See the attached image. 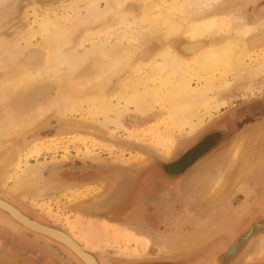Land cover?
Returning a JSON list of instances; mask_svg holds the SVG:
<instances>
[{
  "label": "rangeland",
  "instance_id": "374dc122",
  "mask_svg": "<svg viewBox=\"0 0 264 264\" xmlns=\"http://www.w3.org/2000/svg\"><path fill=\"white\" fill-rule=\"evenodd\" d=\"M88 1L7 0L4 4L1 1L0 39L5 38L9 42L20 41V45L21 47L23 46L22 48L25 52L21 60L22 63L26 64L30 58L35 56L34 54H44L46 50L45 45L42 44L43 39L40 37L35 38L26 47L22 38L24 34L28 30L37 29V25L44 20L54 21L63 17V19H60V22L66 23L69 21V18L76 16L75 10L79 8L82 9V11L80 10V14H84L83 7H85ZM101 1V8L103 9L106 6L105 4L110 0ZM182 2L183 0L129 1L125 4L122 11L115 16V24L117 22L119 28V34L117 36L120 35V39L117 36V38L115 36L113 38L112 36H108V41L111 40L110 44L112 47H120L122 43L127 44L129 40H132L135 46L134 41L142 38V34L137 30L146 26L137 25L144 22L145 17L150 21L157 17V14L163 9H169L172 6L177 7ZM216 10L211 14H218L219 17L229 19L230 17L242 15V17H246L245 20L248 23L264 20V0H230L222 3ZM123 16L125 19H122ZM177 16H180V14ZM63 20L66 22H63ZM127 21L131 22L130 24H134L137 28L135 27V30L132 28L129 31L126 30L128 26ZM98 26V24H92L88 27L79 26L74 31L72 44L70 47L65 48L64 51L67 53L74 49L83 52L86 48H91V43L97 41V44L102 39L105 40L103 37H95V40L94 38H85L87 33L98 30L100 27ZM125 26L126 28H124ZM228 32V29L223 28L222 32L218 33L217 38H220V36H228ZM148 35H152V33ZM261 35L251 39L253 43H256H254L255 50L257 51V54L254 55L255 59L264 55V41L260 40ZM158 39L163 41L160 36H158ZM85 40L86 43L83 44ZM156 40L154 38V41ZM139 43L142 46L141 48H144L142 51L144 53V44L142 41ZM0 52L3 51L0 50ZM96 61L95 55H89L83 65L80 63L82 67L80 73L75 74L71 80L76 84H80L94 77ZM250 62L251 60L248 61V63ZM64 70L62 71L63 77L54 78L51 76L42 79V81L34 84L22 98L24 99L23 101H26L24 103L26 107H22L24 111H20L21 113L35 110L43 105L47 107V114L43 118L44 122L42 121L34 130H31L32 132H26L19 137L3 138L0 141V158L2 157L1 159H3L0 163V198L23 211L28 217L38 221L40 224L42 223L66 232L97 258L106 259L108 264H110L109 261L112 262L120 259L118 257H135L133 254L136 248L135 243L128 237L139 238L144 241L147 240L146 251L140 253L144 256L150 252L147 251L149 247L154 245L153 241L151 243L149 240H153V236L139 235L124 226H116L114 227L116 229L115 237L106 238L107 235L100 226L104 221L99 220L101 218L98 216L106 214V211L102 210L103 205L111 201V196L115 193V188L119 185L120 178L127 179L137 170L147 168L156 162L159 165H167L165 163L178 159L186 151L190 143L206 129L212 127L218 120L225 118V116L227 117L228 114L233 113L243 105L263 101L264 77L250 84L247 83V80L235 84L233 93L225 97L229 102L228 105L219 108V110H213V120L208 121L206 126L198 133L190 136L177 129H172L169 121L166 120L167 116L164 110L158 106L143 116L132 109L127 113H123L121 116L123 128L120 129L115 125L107 124V122L103 124L102 121L104 122V119L102 118L88 115L84 111L87 109L86 105L78 113H73L68 109L67 112L64 110L63 113V110H60L61 105H58L60 103L57 101V98L66 88L70 79V76L65 74ZM127 71H130L128 67L119 76L111 79L110 83H108L109 87L107 92L112 93L117 89L120 80L127 76ZM220 73H215V76L219 77L221 75ZM1 76L2 73L0 72ZM192 82L194 88H198L202 84V81L195 79V77H193ZM241 85L243 89L238 92ZM43 90H46V92L43 93ZM37 95H39V98H37ZM56 101L57 103H55ZM204 111L206 110L202 111L203 114L206 113ZM17 114H19V111ZM44 123H58L64 125L65 128L60 132L49 130L41 133L39 136L34 135L36 129ZM239 140H242V142ZM249 140L250 137H239L233 144L232 152L243 142H247L248 144L243 146V148L246 149L244 153H249V150H252L250 149L252 143ZM230 155L224 158V162H222L224 165L219 163L221 165L217 167L219 170H222V167L226 165ZM36 160L44 162L47 165L43 169H40L38 177L32 181V185H30L31 183L22 186L20 184L18 187H15V180H17L20 174L19 170L15 168V165L19 161L21 167L26 162L36 164ZM201 171L202 174L204 171ZM262 171L263 174L261 173ZM201 174H198L200 180L202 178ZM258 181L261 184L264 183V168L256 174L251 183L258 184ZM111 183H114L113 187ZM250 184L245 190L249 195L250 193L252 194L250 192ZM251 197L252 195H250ZM210 205L220 206V204L216 203ZM229 207L226 206L228 210L225 212L227 219L224 221L228 224L225 225L223 223L222 227L229 226L232 220L236 219V215H239V232L229 242V245H233L236 241H239L237 249L234 253L230 254L227 253L228 250H225L223 253L217 254L215 259H213L215 255V250H213L206 254L204 259H206V262L213 259L210 264H264V204H261V206H253L250 200L242 201L234 208L230 205ZM253 213L255 214L253 215ZM1 218L19 224L0 210V230H3L2 228L5 227L8 228L9 226ZM226 229H228V235L223 238L224 242L226 238L227 240L231 239L235 233L231 232V228L229 227H226ZM13 232L14 235L25 238L30 237L35 239L36 236H41L39 244L50 251H54V248H57V246L65 248L63 245L32 232L25 227H22L20 230L15 228ZM80 241L90 244L91 249H87ZM4 256V254L0 253V258Z\"/></svg>",
  "mask_w": 264,
  "mask_h": 264
},
{
  "label": "bare ground",
  "instance_id": "6f19581e",
  "mask_svg": "<svg viewBox=\"0 0 264 264\" xmlns=\"http://www.w3.org/2000/svg\"><path fill=\"white\" fill-rule=\"evenodd\" d=\"M1 1L3 4L7 2V0ZM129 1L131 0H110L102 9L101 0H89L83 7L85 13L80 14L82 11L80 8L74 9L76 16L69 18L68 22L63 20L66 23L60 22L63 17L54 21L40 22L37 29L28 30L21 37L26 47L35 38L40 37L43 39L42 44L45 45L46 51L44 54L32 55L33 57L26 64L21 60L25 52L20 41L9 42L5 38L0 39V50L3 51L0 52V72L2 73L0 77V141L3 138L19 137L41 124L47 114V107L43 105L35 110L21 113L20 111H24L22 107H26L24 105L26 101H23L22 98L34 84L42 79L51 76L54 78L63 77L64 69V73L68 74L70 79L66 88L57 98L61 108L55 104L61 111L63 110V113L64 110L78 113L86 105L87 109L84 111L88 115L102 118L104 119L103 124L107 122V124L115 125L120 129L123 128L121 117L123 113L132 109L143 116L158 106L164 110L167 116L166 120L169 121L172 129H177L190 136L198 133L208 121L213 120V110H219V108L228 105L229 102L225 97L233 93L235 84L244 80L250 84L264 77V55L258 59L254 58L257 51L254 47L255 42L253 43L251 40L262 34L260 40L264 41V20L248 23L245 20L246 17H242V15L229 19L219 17L218 14H211L222 3L230 0H183L177 7L163 9L157 14V17L150 21L145 17L144 22L137 25L146 26L138 28L137 31L142 34V38L134 41L135 46L132 40H129L127 44L122 43L120 47H112L108 36L113 38L119 34L115 16ZM178 13L181 17L177 16ZM122 19L125 17L123 16ZM68 23L69 25H67ZM130 23H127V28L124 27L128 31L130 28L136 27ZM92 24H98L100 27L98 26L99 28L95 32L87 33L85 38H94L95 40V37H103L105 40L102 39L97 44V41L91 43V48H86L83 52L72 49L66 53L64 49L72 44L75 29L79 26L88 27ZM223 28L228 29V36L217 38ZM149 33L152 35H148ZM158 36L162 37L163 41H160ZM117 37L120 39V35ZM154 38L157 40L154 41ZM140 41L144 44V53ZM84 43L86 40L83 41ZM149 54L151 55L148 56ZM89 55H95L97 59L95 75L76 84L71 78L80 73L81 64L83 65ZM249 60H251L250 63H248ZM127 67L130 71H127V76L120 80L118 87L116 86L117 89L112 93L107 92L111 79L126 71ZM219 72L221 75L215 76V73ZM193 77L202 81L200 87H193ZM242 89L241 85L238 92ZM45 92L46 90H43V93ZM40 94L42 95V93ZM37 96L39 98V95ZM203 110H206L205 114L202 113ZM18 111L19 114H17ZM47 111L49 110L47 109ZM61 111L60 113H62ZM252 134L251 137L249 135V142L252 143L250 149L252 150H249V153H244L246 149L243 146L248 143H240L241 145L231 152L222 170L217 168L221 166L219 163L224 162V157L220 155L222 153H218L206 162L201 180L194 183L196 187L194 190L199 196L197 199H204L209 204L216 203L220 204L222 208H226V205H229L227 199L233 193L247 189L256 174L264 168V124L257 125ZM1 158L0 163L3 161ZM46 165V163L36 160V164L26 162L21 167L19 161L15 165L20 173L15 180V187L20 184L21 186L30 183L32 185V181L38 177L40 169ZM111 184L113 187L114 183ZM0 203L10 205L2 199H0ZM13 209L28 220H33L23 215L15 207ZM237 217L236 223L239 222V217L238 220ZM101 221H104L100 226L106 233V238H114L116 231L114 227L120 225L105 220ZM35 223L41 226L39 222ZM234 228L235 226L231 230H235ZM128 238L135 243L134 255L146 251L147 240ZM149 240L151 242V239ZM86 243H83L85 247L91 249L90 244ZM66 251L77 258L73 251L68 249ZM235 251V246H233L231 252ZM159 252H161L159 256L168 255L165 246L161 247ZM155 255V253L148 252L144 256L134 258L146 259ZM77 260L80 262L78 258Z\"/></svg>",
  "mask_w": 264,
  "mask_h": 264
},
{
  "label": "flooded vegetation",
  "instance_id": "af4514ba",
  "mask_svg": "<svg viewBox=\"0 0 264 264\" xmlns=\"http://www.w3.org/2000/svg\"><path fill=\"white\" fill-rule=\"evenodd\" d=\"M263 121L264 100L248 103L202 132L178 159L165 163L167 165H159L156 162L147 168L137 170L127 179L121 177L115 193L111 196V203L109 201L103 205L102 210L106 211V214L98 216L101 218L99 220L146 226L148 228L146 231L126 227L139 235L152 236L150 232L157 231L167 233L166 224L173 217L170 206L180 207L188 204L190 200L188 196L195 192L192 185L198 182L193 178L194 174L204 170L206 162L218 153H222L220 155L224 158L230 155L234 142L239 137L253 136L254 128L264 124ZM19 211L28 217L26 213ZM1 220L9 226L0 230V253L5 255L0 258V264H79L65 248L57 246L54 251H50L39 244L41 236H36L35 239L16 236L13 230L15 228L20 230L22 227L10 220L2 218ZM208 253L210 252L206 254ZM206 254L191 258L181 257L179 264H210L219 253L216 252L209 262L203 259ZM98 261L100 264H108L106 259L98 258ZM109 263L131 264L119 260Z\"/></svg>",
  "mask_w": 264,
  "mask_h": 264
},
{
  "label": "crops",
  "instance_id": "0c3cea01",
  "mask_svg": "<svg viewBox=\"0 0 264 264\" xmlns=\"http://www.w3.org/2000/svg\"><path fill=\"white\" fill-rule=\"evenodd\" d=\"M202 171H197L194 174L193 178L197 181H200L198 174H201ZM263 174V171L261 172ZM192 179V180H194ZM250 184V195L247 191H238L233 193L231 197L227 199V204L232 206V208L238 206L242 201H250L253 203V206H261L264 204V183ZM194 188H196L194 185ZM198 193L195 191L193 195L188 196V204L184 207L183 205L170 206L172 212L171 220L166 224L168 232H150L153 236L151 243L153 241L154 245L150 246L147 251L155 253V256L147 257L145 260H135L129 261L127 259H117L119 261H127L131 264H156L162 262H168L173 264H179L181 257H196L197 255L206 254L215 250V253H223L225 250H228L232 245H229V242L235 238L238 231V221L236 223L235 219L230 223L229 228L235 226V230H230L235 232L234 236L231 239L223 240L227 237L228 229L222 227V224L228 223L224 222L227 219V214H225L227 208H222L218 205H210L204 199H197ZM187 198V196H185ZM197 199V200H196ZM229 205H226L228 208ZM183 208L185 213H183ZM186 208V209H185ZM230 211V210H229ZM231 212V211H230ZM255 213H253L254 215ZM236 216L239 217L237 214ZM253 217V216H252ZM234 221V222H233ZM121 227H130L135 230L146 231L148 228L146 226H137L130 223H118ZM224 225V226H225ZM133 231V230H131ZM157 244V245H156ZM166 246L168 250L167 256H159L161 252L159 249L162 246ZM147 253V252H146ZM73 260L81 264L76 257L70 254ZM136 256H143L135 255ZM134 257V256H133ZM162 257V258H161ZM204 259V258H203ZM188 264V263H187Z\"/></svg>",
  "mask_w": 264,
  "mask_h": 264
},
{
  "label": "water",
  "instance_id": "95a60500",
  "mask_svg": "<svg viewBox=\"0 0 264 264\" xmlns=\"http://www.w3.org/2000/svg\"><path fill=\"white\" fill-rule=\"evenodd\" d=\"M64 125L60 124H51V123H44L42 126H40L36 131L34 132V135L39 136L41 133L53 130L60 132L62 129H64ZM0 210L5 212L9 217H11L13 220L17 221L22 226H25L27 229H29L32 232H35L39 235L45 236L61 245H63L66 249L73 251L77 258L80 260L81 264H100L98 261V258L90 251H87L84 249L82 245H80L77 241H75L70 235H68L66 232L51 227L47 225L38 226L36 224L35 220H28L27 218L23 217L17 210H14L13 207H11L8 204H2L0 203ZM239 244V241H236L227 251L228 254L232 253L231 249L233 246H235V250L237 248V245ZM120 259H127L130 261L135 260H145V259H139V258H128V257H118ZM143 258V257H142Z\"/></svg>",
  "mask_w": 264,
  "mask_h": 264
}]
</instances>
